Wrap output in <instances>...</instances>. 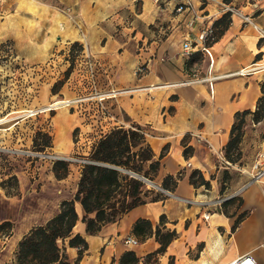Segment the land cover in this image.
<instances>
[{
	"label": "crops",
	"instance_id": "obj_1",
	"mask_svg": "<svg viewBox=\"0 0 264 264\" xmlns=\"http://www.w3.org/2000/svg\"><path fill=\"white\" fill-rule=\"evenodd\" d=\"M227 6L250 15L257 27L244 23L237 14H231L226 28L215 26ZM209 28L211 32L201 42L202 31ZM260 28L264 29V0H189L183 12L175 11L171 2L152 0H0L3 49L10 43V53L22 68H45L57 74L68 63L61 64L54 56L60 51L67 54L73 43L82 44L97 63V90L105 94L100 100V132L105 135L116 127L139 126L153 154L146 165L159 161L157 170L143 177L156 191L161 190L160 196L129 208L96 233H88L83 221L87 213L80 201L75 202L78 219L72 233L58 240L69 262L75 264L79 257L80 248L69 244L75 235L87 242L77 264H120L128 251H134L140 262H148L147 255L161 246L158 237L175 231L166 250L158 254L165 263L171 258L174 264H227L250 253L264 264V184H248L252 164L264 148V135L255 133L242 144L244 158L252 159L238 168L242 177L231 186V192L238 191L242 200L231 215L221 210L219 185V169L227 167L223 166L228 161L226 146L236 114L256 110L263 96L264 35ZM186 41L193 47L189 57L183 53ZM204 47H209L211 58ZM69 83L56 95L67 96L64 88ZM50 88L51 83L31 112L49 110L46 107L54 102ZM56 115L58 130L65 135L59 148L68 150L72 131L82 126L83 117L65 110ZM89 116L94 121L92 111ZM246 119L258 130L264 122L256 124L252 115ZM194 171H200L210 186L192 184ZM167 177L171 178L166 189ZM75 194L45 200L42 214L48 217L44 222ZM242 211L250 213L232 231ZM88 216L94 217L95 212ZM5 221L11 220L0 224ZM28 222L18 220L12 234L0 237V264L13 262L29 230ZM145 222L151 227L134 231L137 223ZM127 237L138 243L126 244Z\"/></svg>",
	"mask_w": 264,
	"mask_h": 264
},
{
	"label": "rangeland",
	"instance_id": "obj_2",
	"mask_svg": "<svg viewBox=\"0 0 264 264\" xmlns=\"http://www.w3.org/2000/svg\"><path fill=\"white\" fill-rule=\"evenodd\" d=\"M257 1L247 0L249 3ZM239 7V5L236 6V8ZM4 46L0 44V221L9 218L12 226L1 230L0 237L12 234L11 229L14 228L18 220L27 219L29 221L27 233L35 226H39L40 224H36L38 222H43L42 225H45L47 222L44 221L48 217V214H42L45 200L63 193L72 196L77 192L83 166L91 161L94 145L104 136L100 132V97H97L103 92L98 90L99 95L96 96V91L91 88L89 82L84 81L81 77V73L83 75L85 72L81 71L83 68L81 65L84 55L83 46H79L81 50L75 46L72 52L71 47L69 53L65 55L64 51L58 52V55L60 54L62 57L54 56L61 64L66 61L68 63V67L61 69L57 74H53L52 70L45 71V68H37V70L30 67L22 68V64L18 63L8 50L3 49ZM54 78L56 79L54 80ZM66 81H70L64 88V93L67 96L56 95L64 87ZM49 83H51L50 100L67 99L70 102L62 109L54 108L30 114L28 110L37 108ZM54 94L56 97H53ZM91 102H94L95 105H91ZM96 102L99 103L98 106ZM60 110L83 117L82 126L80 125L72 131V144L68 150L59 148L60 138L65 137L64 134H61L64 132H60L57 127L56 111ZM91 111L95 115L94 121H91L89 116ZM248 124V120L245 119L242 125L243 135L239 143V151L233 150L231 154L232 158L239 157V160L231 165L224 163L223 166L227 167L219 169V185L221 189L224 188L220 196L221 210L223 213L225 212L226 216L231 215L238 207L240 193L238 191L231 192L232 184L240 181L242 177L238 168L252 159L251 157L244 158V151L241 150L242 144L246 140L250 141L255 133L264 135V122L260 125L259 130L257 126L252 125L253 122ZM45 133L52 137L51 146L47 148L43 147L47 141ZM56 161L68 164L69 171L62 178L56 177L54 170ZM140 165H142V170H139L140 174L133 173L132 171H138L136 166ZM131 167L132 171L126 168L120 170L123 174H129L131 177L143 181L141 194L134 196L135 183L133 180L124 181V185L113 191L109 201L104 205L107 210L108 223L117 221L133 204L152 199L156 196V192H161L159 189L156 191L154 184L143 177V174L150 175L153 171L152 168H149L146 163L139 162L138 158L131 160ZM57 168L60 173L64 172L63 166ZM235 196V201L231 205L223 206L222 203L227 200V197ZM249 213L246 211L245 215H249ZM17 250L14 253L13 262L7 264H16ZM147 264H174V261L170 258L165 263L162 261V257L157 255L150 258Z\"/></svg>",
	"mask_w": 264,
	"mask_h": 264
},
{
	"label": "trees",
	"instance_id": "obj_3",
	"mask_svg": "<svg viewBox=\"0 0 264 264\" xmlns=\"http://www.w3.org/2000/svg\"><path fill=\"white\" fill-rule=\"evenodd\" d=\"M231 13H227L215 23V26L226 28L230 23ZM222 30H220V34ZM73 51L75 46H82V44L76 42L72 44ZM81 50V47H79ZM71 68V65H70ZM69 71V70H68ZM263 96L260 98L257 108L254 111L245 110L236 114V121L232 127L231 139L226 146V157L230 163H237L239 157L232 158V151H239V143L243 135L242 125L248 115H252L253 121L259 122L264 119V82L262 84ZM47 137L44 148L51 146L52 137L49 134H44ZM138 149V150H135ZM163 155V153H162ZM185 155H188L187 149ZM138 158L141 163H146L148 160L153 158L152 150L146 143L144 132L139 126H133L130 128L116 127L113 128L109 133L104 135L93 147L91 154V161L84 164L82 176L79 183V189L77 190L74 197L70 200H65L61 203L60 211L52 219H50L45 225H39L32 228L20 241L17 255L16 264H72L66 258L64 250L59 246L58 240L61 238L69 237L72 233L73 227L78 219V215L75 209V202L80 201L83 208L86 211V215L83 221L86 222L88 233L98 232L104 223H108L106 217L107 210L105 204L109 201L111 194L118 188L124 185V181L128 182L133 180L134 193L136 195L141 194V188L143 183L129 174H123L120 169L126 168L132 171L131 160ZM159 161L152 162L149 168H152V172H155L158 168ZM58 166L64 167V172L60 173ZM137 172L142 170V165L136 166ZM54 170L56 177H64L69 169L68 164L63 161H56L54 164ZM144 176H148L143 174ZM197 178H195V176ZM169 178L167 177L164 181L163 187L168 188ZM191 182L194 185H205L210 186V182L205 180L200 171H194L191 176ZM224 191L222 187L221 192ZM160 194H157L153 199H157ZM235 197H231L225 200L222 204L227 206L229 203L235 201ZM139 202V203H143ZM238 207L242 203V200L238 198ZM135 203L131 207L139 204ZM129 207V208H131ZM128 208V209H129ZM127 209V210H128ZM95 212L94 217L88 216L89 213ZM225 213V212H224ZM246 211L239 214L235 219L232 227V231H235L239 224L245 219L247 215ZM12 223L5 221L0 224V231L5 228H11ZM146 229L145 226L151 227L149 222L137 223L134 227V231H138L139 227ZM159 235V229H157ZM176 236L175 231H167L161 237H158L161 246L153 254L147 255L146 259L157 256L166 250L167 245ZM70 246H77L80 248L79 257L75 264L81 259L84 250L87 248L86 240L80 236L75 235L69 241ZM140 259L136 256L134 251L126 252L120 259V264H138ZM146 264L147 262L144 261Z\"/></svg>",
	"mask_w": 264,
	"mask_h": 264
},
{
	"label": "built area",
	"instance_id": "obj_4",
	"mask_svg": "<svg viewBox=\"0 0 264 264\" xmlns=\"http://www.w3.org/2000/svg\"><path fill=\"white\" fill-rule=\"evenodd\" d=\"M152 1L154 3H158V4L161 2H168V3L171 2L174 4V10L177 12L185 11L188 8V3H189V0H152ZM226 8H227V11H229L231 14H237V15L241 16L244 23L253 24L255 27H257L256 23L253 21V18L250 15L242 14L238 10L234 9L232 6H227ZM259 30H260V33L262 35H264V29L260 28ZM210 32H211V28L202 31V33L199 37L200 41L204 42ZM6 46H7L8 52H10L12 49L11 44L6 43ZM192 50H193L192 43L190 41H186L183 44L184 56L189 57L192 53ZM203 50L211 58V53H210L209 47H204ZM69 51L67 53H69ZM82 51H83L84 55H83V59L81 61V65L83 67L81 69V71L84 70L85 72L83 71L84 72L83 75L81 73V77L84 81L87 80L89 82L91 88H93L96 91V96H97V94L99 95V93L97 90L96 62L93 60V58L88 53H85L84 50H82ZM211 61H213V60L211 59ZM138 71H142V68H139ZM102 94L97 96V97H100V100H102V98L104 97V95H102ZM69 102H70V100L67 101L66 103L68 104ZM102 109L104 111H106V108L103 106H102ZM226 162H227V164L231 165V163L229 161H226ZM252 182H259V183L264 184V148L259 152L257 159L252 164L251 177H250L248 184L252 183ZM248 184H246V185H248ZM244 187L245 186H243V188ZM228 198L229 197H227L226 199H228ZM125 242H126V244L136 245L138 243V240L136 238H133V237H127L125 239ZM139 264H146V263L140 262ZM227 264H259V263L257 262V260L254 258V256L252 254L247 253V254L241 255L238 258L228 262Z\"/></svg>",
	"mask_w": 264,
	"mask_h": 264
},
{
	"label": "bare ground",
	"instance_id": "obj_5",
	"mask_svg": "<svg viewBox=\"0 0 264 264\" xmlns=\"http://www.w3.org/2000/svg\"><path fill=\"white\" fill-rule=\"evenodd\" d=\"M102 95H105V94H102ZM107 96V95H106ZM67 101H69V100H56V101H54L53 103H51L50 105H48L46 108L47 109H53V108H55V109H57V108H62V107H64V106H66L67 105ZM32 110H29V113L30 114H33L34 112H31Z\"/></svg>",
	"mask_w": 264,
	"mask_h": 264
}]
</instances>
